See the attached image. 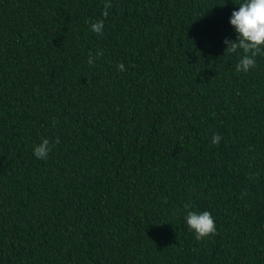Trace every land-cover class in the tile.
<instances>
[{
	"label": "trees",
	"instance_id": "1",
	"mask_svg": "<svg viewBox=\"0 0 264 264\" xmlns=\"http://www.w3.org/2000/svg\"><path fill=\"white\" fill-rule=\"evenodd\" d=\"M0 264H264V0H0Z\"/></svg>",
	"mask_w": 264,
	"mask_h": 264
}]
</instances>
